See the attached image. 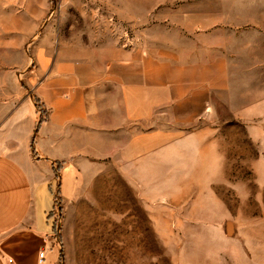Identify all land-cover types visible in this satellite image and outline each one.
<instances>
[{
    "label": "rangeland",
    "instance_id": "rangeland-1",
    "mask_svg": "<svg viewBox=\"0 0 264 264\" xmlns=\"http://www.w3.org/2000/svg\"><path fill=\"white\" fill-rule=\"evenodd\" d=\"M75 1L46 22L115 25L119 47L149 40L184 61L201 49L204 61H224L227 79L172 96L170 113L154 115L153 140L124 143L97 169L52 162L57 264H264V0ZM200 14L212 18L194 22ZM33 68L0 66L5 91L27 87ZM44 118L39 110L37 127ZM132 125L150 131L135 121L122 138Z\"/></svg>",
    "mask_w": 264,
    "mask_h": 264
},
{
    "label": "crops",
    "instance_id": "crops-1",
    "mask_svg": "<svg viewBox=\"0 0 264 264\" xmlns=\"http://www.w3.org/2000/svg\"><path fill=\"white\" fill-rule=\"evenodd\" d=\"M55 5V0H0V66H34L24 74L28 88L14 92L5 91L0 75V264L58 263L52 162L67 160L62 172L97 169L124 143L137 148L136 140H153L154 115L170 113L172 96L180 101L201 95L202 85L227 79L224 61H204L201 49L184 61L149 40L145 50L119 47L115 25L48 23ZM148 16L132 8V17ZM198 17L194 22L201 24L212 15ZM39 110L45 118L37 127ZM135 121L150 131L139 134L132 125L125 130L128 139L122 138L123 126Z\"/></svg>",
    "mask_w": 264,
    "mask_h": 264
},
{
    "label": "built area",
    "instance_id": "built-area-1",
    "mask_svg": "<svg viewBox=\"0 0 264 264\" xmlns=\"http://www.w3.org/2000/svg\"><path fill=\"white\" fill-rule=\"evenodd\" d=\"M61 2V0H55V4H57V6H59V3ZM39 260L41 261V259L44 256V250L39 252ZM7 264H12V260H8Z\"/></svg>",
    "mask_w": 264,
    "mask_h": 264
}]
</instances>
